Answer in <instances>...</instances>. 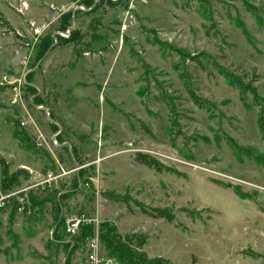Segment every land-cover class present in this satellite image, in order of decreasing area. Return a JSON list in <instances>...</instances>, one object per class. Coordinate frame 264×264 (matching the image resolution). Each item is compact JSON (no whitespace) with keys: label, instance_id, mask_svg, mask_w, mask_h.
Listing matches in <instances>:
<instances>
[{"label":"rangeland","instance_id":"1","mask_svg":"<svg viewBox=\"0 0 264 264\" xmlns=\"http://www.w3.org/2000/svg\"><path fill=\"white\" fill-rule=\"evenodd\" d=\"M263 113L264 0H0V264H264Z\"/></svg>","mask_w":264,"mask_h":264},{"label":"built area","instance_id":"2","mask_svg":"<svg viewBox=\"0 0 264 264\" xmlns=\"http://www.w3.org/2000/svg\"><path fill=\"white\" fill-rule=\"evenodd\" d=\"M94 221H90L84 217L74 218L68 221L66 231L69 235H78L83 226H89ZM89 264H100L99 246L96 240H92L88 245Z\"/></svg>","mask_w":264,"mask_h":264},{"label":"trees","instance_id":"3","mask_svg":"<svg viewBox=\"0 0 264 264\" xmlns=\"http://www.w3.org/2000/svg\"><path fill=\"white\" fill-rule=\"evenodd\" d=\"M69 28H70V26L65 27L64 29L61 30V33L67 32L69 30ZM38 48L39 49H38L37 59H38V61H41L45 57L46 53L52 48V43L46 42V40H43ZM234 83L237 84L236 82H234ZM263 115H264V113H263ZM145 164L149 165V163H145ZM162 217L167 218L169 221L172 220L171 217H166V216H162ZM89 229H90V227L87 226V227L81 229L82 230L81 232L83 233L84 231L89 230ZM119 259L124 264H137L129 255H126L123 252L120 253Z\"/></svg>","mask_w":264,"mask_h":264}]
</instances>
